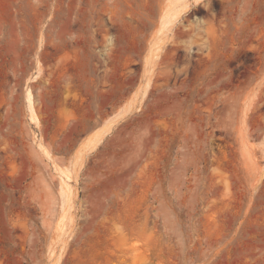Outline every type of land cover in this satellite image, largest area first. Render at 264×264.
<instances>
[{
  "label": "rangeland",
  "instance_id": "obj_1",
  "mask_svg": "<svg viewBox=\"0 0 264 264\" xmlns=\"http://www.w3.org/2000/svg\"><path fill=\"white\" fill-rule=\"evenodd\" d=\"M176 1L0 0V264H264V0Z\"/></svg>",
  "mask_w": 264,
  "mask_h": 264
},
{
  "label": "bare ground",
  "instance_id": "obj_2",
  "mask_svg": "<svg viewBox=\"0 0 264 264\" xmlns=\"http://www.w3.org/2000/svg\"><path fill=\"white\" fill-rule=\"evenodd\" d=\"M172 1H174V0H172ZM178 1H181V0H177L176 2H172L173 3V5L171 4H169L168 5V9L165 11L164 10V12H162V15H161V17H160V19H161V26L162 27H165V26H167L170 22H172L178 15H179V13H181V11H182V9L186 6V5H182L181 6V8L179 7V9L178 8H176V6L178 5ZM176 5V6H175ZM170 6V7H169ZM167 8V7H166ZM147 80V79H146ZM149 85V84H148ZM143 88H144V85H143ZM146 88V87H145ZM143 91H145V89H143ZM135 97V96H134ZM26 100H27V104H28V108H29V111H30V117H31V119H35V116H34V112H33V108H32V102H31V93H30V91L28 90L27 91V93H26ZM128 107V106H127ZM97 132H95V134H96ZM94 134V135H95ZM96 135H98V133L96 134ZM97 138V137H96ZM92 139H94V138H92ZM90 140V139H89ZM95 140V139H94ZM91 141V140H90Z\"/></svg>",
  "mask_w": 264,
  "mask_h": 264
}]
</instances>
